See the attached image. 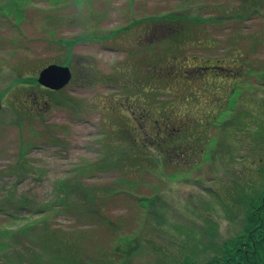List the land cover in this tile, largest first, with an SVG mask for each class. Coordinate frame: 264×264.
Instances as JSON below:
<instances>
[{"label": "rangeland", "instance_id": "374dc122", "mask_svg": "<svg viewBox=\"0 0 264 264\" xmlns=\"http://www.w3.org/2000/svg\"><path fill=\"white\" fill-rule=\"evenodd\" d=\"M203 1L210 7L200 14L225 16L217 12L221 5L230 14L239 9V0ZM176 3L135 0L129 7L127 0H91L88 9L71 0L57 6L32 0L20 17L0 14V206L16 213L11 208L21 204L26 213L59 205L47 219L71 230L82 222L65 212L64 195L76 204L84 188H115V194H97L104 199L102 216L126 232L136 229L141 246L129 264L200 261L240 231L239 185L259 178L253 163L264 152V6L218 24L122 29L128 18L168 11ZM87 18L92 22L82 28ZM72 39L78 41L67 54L63 42ZM49 64L71 71L60 91H46L37 82ZM242 84L253 86L235 97L228 119L210 125L208 117ZM142 108L140 125L148 135L143 142L130 111ZM139 148L157 151L161 168L146 162L142 152L124 159L125 150ZM139 195H156L151 219L143 220ZM3 217L11 220L0 211ZM92 227L81 234L85 242L107 246L113 237L109 227ZM34 239L22 240L23 259L31 263L40 253ZM49 258L42 254L41 262Z\"/></svg>", "mask_w": 264, "mask_h": 264}, {"label": "trees", "instance_id": "16d2710c", "mask_svg": "<svg viewBox=\"0 0 264 264\" xmlns=\"http://www.w3.org/2000/svg\"><path fill=\"white\" fill-rule=\"evenodd\" d=\"M31 1L32 0H0V14L3 16L12 14L16 17H20L18 15L21 13L20 11L22 8L26 5V3ZM47 1L49 4L56 6L60 3L65 4L67 2V0ZM71 1L75 4V6L80 7L84 3L88 6V9L91 8V0ZM134 2L135 0H127L129 7L134 4ZM176 4H178L177 8L175 6V8L168 11H166L167 8L161 10L158 9V12L143 11L142 16L140 15L139 17L128 18V24L123 26L122 29H127L133 26L135 27L143 23H146L147 25L151 23H164L166 25L173 24L177 27H182V25L186 26L189 23L196 25L203 22L209 24H218L219 22H222L223 18L225 17L233 19L244 18L246 15L251 14L252 11H259L261 10V5L264 6V1L239 0L237 7L239 9L233 11L234 14L228 13V9L221 5L224 9L222 10L220 6L217 8V12L221 10L225 16L216 15V13L213 15L212 13H207V15L200 14V12H203L205 8L210 7V3H205L203 0H177ZM185 7L187 8L185 9ZM199 7L201 10H199ZM92 14L93 12L91 11L90 16ZM5 21L8 20L6 19ZM90 21L92 22V19L87 18L83 22L80 23L77 21V23H80L81 27L83 28L88 26ZM115 32L117 33L118 30H115ZM111 35L112 34L108 33L102 37L107 38ZM171 36V38H173L175 36L174 33H172ZM72 40L74 42L65 40L63 42L67 47V54L69 53L73 44L78 41H75V39ZM211 67L217 68L218 65H212ZM220 67L222 69V66ZM219 69L220 68H218V70ZM250 71L251 70L248 72ZM235 78L237 79V77ZM246 86L249 87L253 85L242 84V87H238L236 85L233 86L232 91L229 94L230 97H227L223 107L219 109V112H212V115L208 117V119H210L208 122L210 125L214 126L215 124L216 126V119L218 120L223 118L226 120L228 119V116H231L235 97L240 92H242V88ZM143 91L146 92L147 89L143 88ZM148 91H152V88H148ZM145 110V108H142L140 112H138L139 109L138 111L132 109L130 110L132 111V116L136 115V118L133 120L139 122L137 125H139V129H141V142L144 141L143 138H147L148 136L145 134L146 130L140 125L143 120L141 114L145 113ZM137 112L140 114V116L136 114ZM160 113L162 118L164 116L166 117L165 112L161 111ZM153 121L156 124L158 120L155 119ZM225 124H228V120L225 122ZM127 128L125 125L122 127V129H124L126 132L125 136L130 135ZM169 134L170 133H166V135ZM164 135L161 134L159 136ZM169 137L170 136H168V138ZM263 140L264 136H262V141ZM140 150L141 148L133 152L132 150H125L123 157L124 159L127 158L133 160V157L136 156L137 153L141 155L142 151ZM148 150H151V148ZM157 153V151L151 154L148 152H142V157L146 162L152 161L155 163L154 165L160 167L161 159ZM207 154L209 155L208 152L206 155ZM253 164L255 166L256 174L259 176V178H254V180H251V182L245 183L244 185H239L241 195L238 194L235 200V206L237 205L240 207L242 213V226L240 231L235 236L223 240L219 245V248H217V252L212 256L204 258L200 261L186 259L183 262H179L177 264H264V152L258 157V163L255 162ZM141 168L145 169V165ZM256 168H258V170ZM58 189L64 190V188H61L60 186ZM99 191H101L104 195H112L117 192V189L96 187H89L88 189L84 188L82 189V196L78 198V202H76V204L75 202H71L68 196L64 195L65 201H67V208H65V212L70 213L74 220L78 219L80 222H82V224L78 225L77 228L76 225H73L71 230L67 229L68 231L65 230L66 228L58 229L52 226L47 219L51 211H56V206L59 205L51 206L50 204H47L42 207L36 206L26 213H24V210H22L25 207L21 204L11 208V211L16 213H11L10 208L7 205L0 206V211H4L5 214L9 215L11 218V220L6 219L5 217L0 219V264H129L130 258L128 257H130L134 250H138L141 246V243L139 244L138 242L139 240L136 229L130 227L129 232H126L124 231L123 226H121L122 224L108 220L107 216L101 215V213H103L101 204H103L104 199H100L98 197L97 192ZM128 193L130 192L128 191ZM139 196L136 198L138 208L140 207L142 210L143 208L146 209L145 212H143V220L151 219L153 214L151 207L156 195L153 197L152 195ZM40 211H42V213ZM39 214L41 215L39 216ZM42 217L44 218L42 219ZM88 219H90V221H87ZM93 224L99 225V228L109 227L111 230L113 237L107 246L104 241L100 240H96V242L92 244H87L84 240V236H81L84 231L94 230L92 227ZM125 233H129L130 235H125ZM30 236H34L35 239L33 243L37 246L38 251H40V253L36 251V257L30 258L32 263L26 259H23V252L27 251L25 250L26 247L22 240H26ZM92 240L94 241V238ZM40 248H43L44 252H41ZM42 254L49 255V260L44 263L41 262Z\"/></svg>", "mask_w": 264, "mask_h": 264}, {"label": "water", "instance_id": "95a60500", "mask_svg": "<svg viewBox=\"0 0 264 264\" xmlns=\"http://www.w3.org/2000/svg\"><path fill=\"white\" fill-rule=\"evenodd\" d=\"M70 72L68 66L49 64L41 69L37 82L49 89L59 90L70 80Z\"/></svg>", "mask_w": 264, "mask_h": 264}, {"label": "flooded vegetation", "instance_id": "af4514ba", "mask_svg": "<svg viewBox=\"0 0 264 264\" xmlns=\"http://www.w3.org/2000/svg\"><path fill=\"white\" fill-rule=\"evenodd\" d=\"M69 83V82H68ZM46 91H60V90H62L64 87H62L61 89H59V90H52V89H49V88H47V87H44V86H42Z\"/></svg>", "mask_w": 264, "mask_h": 264}]
</instances>
